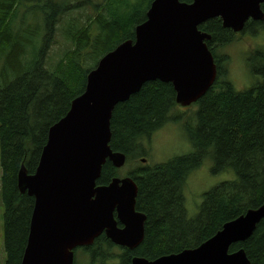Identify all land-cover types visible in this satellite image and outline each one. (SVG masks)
Masks as SVG:
<instances>
[{
    "label": "trees",
    "instance_id": "trees-1",
    "mask_svg": "<svg viewBox=\"0 0 264 264\" xmlns=\"http://www.w3.org/2000/svg\"><path fill=\"white\" fill-rule=\"evenodd\" d=\"M25 0H0V161L4 264H20L26 246L34 199L20 193L18 174L23 167L34 174L49 128L63 118L71 102L85 89L86 78L98 61L119 44L134 39V29L145 21L153 0H105L92 5L83 22L74 3L45 0L24 7ZM191 3L192 0H179ZM85 2V0H84ZM95 6V7H94ZM24 7V9H21ZM264 13V4L261 5ZM40 12L44 22L28 17ZM65 48L54 67L45 60L63 15ZM78 23V24H77ZM264 29V19L248 21L239 33L222 26L218 18L198 30L210 36L205 43L212 54L216 77L197 100V112L183 122L195 152L155 166L131 169L128 176L137 186L135 210L146 216L141 243L118 247L101 234L89 246L74 251V264H131L133 258L148 261L198 247L222 226L264 204V48L249 54L251 73L260 77L254 85L236 91L226 78V61L218 49L236 38ZM54 37V38H53ZM56 43V42H55ZM54 43V44H55ZM170 83L151 81L127 101L118 103L110 119L112 152L131 162L137 141L149 137L171 119L177 107ZM172 120H176L173 118ZM194 123V124H193ZM210 155L213 172L231 170L234 180L223 182L202 195L193 217L187 215L182 189L189 174ZM107 160L97 186L119 178ZM243 250L249 264H264V218L244 242L233 244L229 253ZM78 253V254H77Z\"/></svg>",
    "mask_w": 264,
    "mask_h": 264
},
{
    "label": "water",
    "instance_id": "water-1",
    "mask_svg": "<svg viewBox=\"0 0 264 264\" xmlns=\"http://www.w3.org/2000/svg\"><path fill=\"white\" fill-rule=\"evenodd\" d=\"M264 0H153L134 39L105 54L86 78L84 92L48 130L33 175L22 167L17 186L34 198L29 232L20 264H74V249L89 246L101 233L114 244L133 249L143 240L146 216L135 211L137 186L129 178L96 186L109 160L115 168L125 155L112 152L110 119L114 107L151 81L170 83L176 104L188 106L212 86L216 68L198 30L218 18L225 29L240 32L246 21L264 19ZM123 227L117 226V220ZM264 218V204L225 223L196 248L153 261L131 264H249L244 251L229 253L244 242Z\"/></svg>",
    "mask_w": 264,
    "mask_h": 264
},
{
    "label": "rangeland",
    "instance_id": "rangeland-1",
    "mask_svg": "<svg viewBox=\"0 0 264 264\" xmlns=\"http://www.w3.org/2000/svg\"><path fill=\"white\" fill-rule=\"evenodd\" d=\"M58 1V0H51ZM63 1L65 6H71L73 1L69 0H59ZM105 0H77L74 6L80 8L77 11V15L84 22L88 14H94L92 12V5H100ZM39 3H44L45 0H25L23 6L37 5ZM67 6V7H68ZM21 7V9H24ZM95 7V6H94ZM28 17L36 19V22H44V16L37 12L36 14H31ZM69 15H63L57 24V32L55 34L54 43L47 54V59L45 60V69L50 70L54 67L57 62V58L61 56L65 48V37L64 32H62L63 24L67 22ZM75 24L67 22V25ZM78 24V23H77ZM264 48V29H259L255 34H248L246 36H241L236 38L233 42L225 45L223 48L218 49L217 52L219 57L226 61V77L227 81L233 86L236 91H243L245 89L251 88L256 81H260L259 76H255L251 73L248 61L250 58L249 54L257 49ZM3 68V60L0 59V71ZM196 102L185 106H177L172 110L170 121L165 123L162 127L154 131L149 137L143 138L137 141V156L132 159L131 162L126 161L125 164L119 168L118 174L119 178L128 177V172L131 169L138 167H148L155 166L158 164H163L169 160L183 155H188L196 150L193 149L190 144L186 133L183 128V122L185 123L190 116H193L197 112ZM69 111V110H68ZM176 118V120H172ZM194 124V123H193ZM144 160V162H143ZM202 164L192 171L184 182L182 195L184 197V205L189 217H193L197 211L198 207L202 201V195L208 192L215 186L234 180L235 176L231 170L213 172V163L210 155L203 159ZM0 189H1V161H0ZM1 202V200H0ZM78 254V253H77ZM6 253L4 247V237H3V223H2V207L0 203V264L5 263ZM79 264H86V259L81 258Z\"/></svg>",
    "mask_w": 264,
    "mask_h": 264
},
{
    "label": "flooded vegetation",
    "instance_id": "flooded-vegetation-1",
    "mask_svg": "<svg viewBox=\"0 0 264 264\" xmlns=\"http://www.w3.org/2000/svg\"><path fill=\"white\" fill-rule=\"evenodd\" d=\"M115 218H116V214H115ZM116 220H117V218H116ZM117 226H118L119 228L123 227L122 224H121L118 220H117ZM102 234H105V233L103 232Z\"/></svg>",
    "mask_w": 264,
    "mask_h": 264
}]
</instances>
